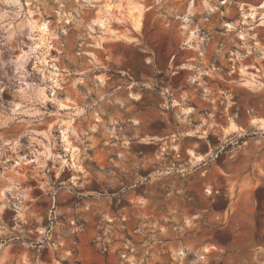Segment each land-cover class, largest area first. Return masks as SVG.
Instances as JSON below:
<instances>
[{"label": "rangeland", "instance_id": "374dc122", "mask_svg": "<svg viewBox=\"0 0 264 264\" xmlns=\"http://www.w3.org/2000/svg\"><path fill=\"white\" fill-rule=\"evenodd\" d=\"M202 1L0 0V264H264L262 0Z\"/></svg>", "mask_w": 264, "mask_h": 264}, {"label": "bare ground", "instance_id": "6f19581e", "mask_svg": "<svg viewBox=\"0 0 264 264\" xmlns=\"http://www.w3.org/2000/svg\"><path fill=\"white\" fill-rule=\"evenodd\" d=\"M210 1L211 0H203L202 2H203V5L205 6V7H207V8H209L210 10H212L213 8H212V6H211V3H210ZM193 4H194V2L192 1L191 3H190V6H193ZM245 5V4H244ZM246 6L247 7H243L242 9H244V10H242L243 12H242V19L241 20H246V19H249V18H256L257 16H259V15H261L264 11V0H262V2L260 3L259 2V4H257V5H255V4H251V3H249V4H246ZM135 9L137 10V11H139V14H138V16H139V18L140 19H135L136 21H135V24L138 26V25H140L141 23H140V21H141V11L139 10V8L138 7H135ZM138 21V22H137ZM106 20H104V19H100V20H98V19H95V23H97V24H100V25H102V26H106ZM245 22V21H244ZM43 25V27L44 28H46L47 26H46V24H42ZM228 25V27L230 28V29H234L235 28V26L233 25V24H231V23H229V24H227ZM194 35H196L195 34V32L194 31H191L190 33H189V36L190 37H192V36H194ZM240 35L242 36V37H245L244 36V33L243 32H241L240 33ZM23 56V54L22 55H20L19 57H22ZM34 94L36 95V97H37V99H39V100H42V101H46V97H47V93L45 92V90H43V89H41L40 88V90H38V91H34ZM99 119V118H98ZM64 138L66 139L67 138V134L64 132ZM67 140V139H66ZM68 143V142H67ZM67 148H69V143L67 144V146H66ZM51 149H49V148H46V150L45 151H43V156H44V158H46V159H48L53 153H51V151H50ZM71 151H73V149H71ZM74 152V151H73ZM192 156H193V158H195V159H200L201 157L199 156V155H196L195 153H193L192 152ZM45 160V159H44ZM214 248V247H213ZM208 252H210V248H208V247H204L203 248V251L202 252H199V255L201 256V257H204L205 255L204 254H206V253H208ZM134 253H136L135 252V249L133 250V251H131L130 252V255L129 254H124V256L125 257H127V261H131L132 262V264L134 263V264H139V261L141 260V258H140V260H138V259H136V257H135V255H134ZM179 254H181V255H185L186 253H185V251H183V250H181L180 252H179ZM133 257V258H132ZM142 264V263H141Z\"/></svg>", "mask_w": 264, "mask_h": 264}, {"label": "crops", "instance_id": "0c3cea01", "mask_svg": "<svg viewBox=\"0 0 264 264\" xmlns=\"http://www.w3.org/2000/svg\"><path fill=\"white\" fill-rule=\"evenodd\" d=\"M210 242H208V241H205L204 243H203V245H206V246H211L212 244H210ZM203 247H205V246H203Z\"/></svg>", "mask_w": 264, "mask_h": 264}]
</instances>
